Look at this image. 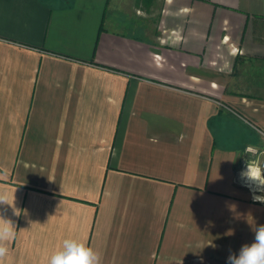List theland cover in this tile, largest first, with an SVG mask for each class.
<instances>
[{
	"label": "crops",
	"instance_id": "crops-1",
	"mask_svg": "<svg viewBox=\"0 0 264 264\" xmlns=\"http://www.w3.org/2000/svg\"><path fill=\"white\" fill-rule=\"evenodd\" d=\"M248 145L264 0H0L11 264L69 237L102 264H227L264 225Z\"/></svg>",
	"mask_w": 264,
	"mask_h": 264
},
{
	"label": "clouds",
	"instance_id": "clouds-1",
	"mask_svg": "<svg viewBox=\"0 0 264 264\" xmlns=\"http://www.w3.org/2000/svg\"><path fill=\"white\" fill-rule=\"evenodd\" d=\"M248 175L264 180L259 167L248 164ZM0 204H8L7 194L0 191ZM11 206V205H10ZM15 211V209H14ZM254 242L242 245L238 254L231 253L227 264H264V225L254 227ZM16 237V228L11 220L0 216V264H11L9 244ZM47 264H102L99 252L83 240L69 237L51 254Z\"/></svg>",
	"mask_w": 264,
	"mask_h": 264
},
{
	"label": "rangeland",
	"instance_id": "rangeland-1",
	"mask_svg": "<svg viewBox=\"0 0 264 264\" xmlns=\"http://www.w3.org/2000/svg\"><path fill=\"white\" fill-rule=\"evenodd\" d=\"M254 137H256V141L257 142H259V141H262V137H260L259 136V134L257 133V131H255V134H254ZM247 147H252V149H254L253 151H248L247 150ZM246 147V152L248 153V155H251L252 157H251V160H254V161H251V162H248V163H246V164H250V163H252V162H254L253 164H256V162H259L260 160H257V158H258V155L259 154H261V156H263V153L262 152H260V150L257 148V147H253V146H251V145H248ZM246 165H244L243 166V168L245 167ZM242 168V169H243ZM263 175H264V172H263ZM264 183V182H263ZM261 190H264V184H263V186H262V189ZM261 195V194H260ZM262 196V195H261ZM262 198H263V196H262Z\"/></svg>",
	"mask_w": 264,
	"mask_h": 264
},
{
	"label": "built area",
	"instance_id": "built-area-1",
	"mask_svg": "<svg viewBox=\"0 0 264 264\" xmlns=\"http://www.w3.org/2000/svg\"><path fill=\"white\" fill-rule=\"evenodd\" d=\"M247 150H248V151H253L254 149H252V147H247ZM253 163H254V162H252V163H250V164H253ZM255 165H258L259 168L261 169V171L264 172V154H263L262 159H261L259 162H256ZM245 167H246V166H245ZM245 167L242 169V172H243V170L245 169ZM241 177H242V174H241ZM243 181H244V179H243ZM244 182H245V184H246L247 186L252 187V186L249 185L246 181H244ZM253 189L255 190L256 188L253 187ZM256 190H257V189H256Z\"/></svg>",
	"mask_w": 264,
	"mask_h": 264
},
{
	"label": "bare ground",
	"instance_id": "bare-ground-1",
	"mask_svg": "<svg viewBox=\"0 0 264 264\" xmlns=\"http://www.w3.org/2000/svg\"><path fill=\"white\" fill-rule=\"evenodd\" d=\"M252 167H259V166H253V165H251ZM261 170V169H260ZM246 174H247V182L248 183H250L251 185H258V184H262L263 183V180L262 181H259V180H256V179H254V178H252V177H250L249 175H248V170H247V172H246ZM256 197H258V199L260 198V199H262V196L260 195V193L258 194L257 193V195H255Z\"/></svg>",
	"mask_w": 264,
	"mask_h": 264
}]
</instances>
